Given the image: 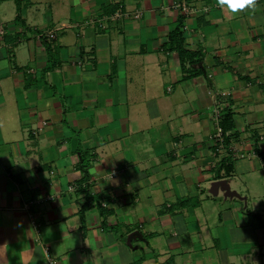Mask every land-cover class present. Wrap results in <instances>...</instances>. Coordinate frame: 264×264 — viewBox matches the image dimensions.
Segmentation results:
<instances>
[{
  "label": "crops",
  "instance_id": "0c3cea01",
  "mask_svg": "<svg viewBox=\"0 0 264 264\" xmlns=\"http://www.w3.org/2000/svg\"><path fill=\"white\" fill-rule=\"evenodd\" d=\"M49 258L264 264V0H0V264Z\"/></svg>",
  "mask_w": 264,
  "mask_h": 264
},
{
  "label": "trees",
  "instance_id": "16d2710c",
  "mask_svg": "<svg viewBox=\"0 0 264 264\" xmlns=\"http://www.w3.org/2000/svg\"><path fill=\"white\" fill-rule=\"evenodd\" d=\"M181 35H182V31L180 30V28H178L175 34L172 36L171 40H172L173 47L176 48L179 51L180 55L183 56L184 54H190V53H188L185 49L182 48V36ZM198 58H199L198 54L196 53L190 54L191 63H194V62L196 63L197 61H199L200 59ZM219 125L223 130V140H224L223 144L225 147H227L230 143L229 131L232 130L233 128L232 127V113L228 112L226 115L220 118ZM215 172H216L217 177H221L223 175H230L232 172V165L229 162V159L222 160L219 166L216 168ZM139 263L140 262H138L137 264Z\"/></svg>",
  "mask_w": 264,
  "mask_h": 264
},
{
  "label": "built area",
  "instance_id": "2783aa9c",
  "mask_svg": "<svg viewBox=\"0 0 264 264\" xmlns=\"http://www.w3.org/2000/svg\"><path fill=\"white\" fill-rule=\"evenodd\" d=\"M179 7L181 8V11L184 16H189L191 14H194L196 10L190 6H188L185 2H182L178 4ZM115 16H119V13H116ZM214 140L217 143V151L223 150L224 149V144H223V130L219 125V121L217 120L216 123V128H215V134H214ZM48 250L46 249V253ZM51 261V264H57L53 259L49 258Z\"/></svg>",
  "mask_w": 264,
  "mask_h": 264
},
{
  "label": "clouds",
  "instance_id": "9594fccd",
  "mask_svg": "<svg viewBox=\"0 0 264 264\" xmlns=\"http://www.w3.org/2000/svg\"><path fill=\"white\" fill-rule=\"evenodd\" d=\"M221 9H228L231 13L237 14L243 10L255 7V0H217Z\"/></svg>",
  "mask_w": 264,
  "mask_h": 264
}]
</instances>
